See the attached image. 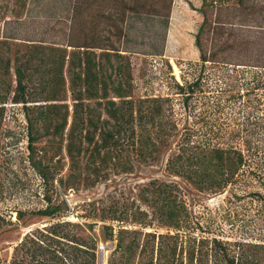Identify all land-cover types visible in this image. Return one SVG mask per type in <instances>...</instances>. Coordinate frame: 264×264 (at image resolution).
I'll return each mask as SVG.
<instances>
[{"label":"trees","instance_id":"16d2710c","mask_svg":"<svg viewBox=\"0 0 264 264\" xmlns=\"http://www.w3.org/2000/svg\"><path fill=\"white\" fill-rule=\"evenodd\" d=\"M173 2L10 0L0 11V134L6 104L20 105L45 201L37 210L17 211L19 221L34 214L41 222L0 264H97L99 222L104 239L115 241L107 264H264L263 237L238 236L239 224L225 213L196 214L173 181L145 185L144 206L95 199L78 215L84 222L72 220L67 201L55 198L56 180L91 187L111 170L133 172L137 161H156L169 145L165 170L217 193L237 183L244 150L260 147L220 120L238 108L243 116L236 122L264 126V0L202 2L195 35L201 71L175 84L187 107L204 101L203 127L181 129L169 96L134 97L129 54L139 51L125 46L130 23L151 17L168 27ZM208 65L226 69L231 81L209 89ZM12 223L0 214V231Z\"/></svg>","mask_w":264,"mask_h":264},{"label":"rangeland","instance_id":"374dc122","mask_svg":"<svg viewBox=\"0 0 264 264\" xmlns=\"http://www.w3.org/2000/svg\"><path fill=\"white\" fill-rule=\"evenodd\" d=\"M202 2L203 0H174L168 27L157 18L144 17L132 21L128 30L129 39L125 45L139 51L129 54L134 97H171L173 114L181 129L185 126L201 128L204 125V101H190L187 107L182 96L176 94L175 84L177 81L183 83L185 79L192 80L201 71L195 35L202 22V14L199 12ZM9 4L10 0H0V11L5 13ZM1 34L2 25L0 39L3 38ZM160 48L164 49L163 52L155 54ZM223 71L227 73L226 69L208 65L205 73L208 76L209 89L216 91L231 81L230 78H225L226 73ZM124 81H127L126 78ZM168 105L170 103L165 106ZM238 111V108L234 111L228 109L226 117L223 116L220 122L230 128L229 131L240 132L241 137H251L260 147L244 150L247 162L238 173L237 183L223 191H200L183 177L170 175L165 170L170 147L173 148L169 145L162 149L156 161H137L133 172L111 170L109 179L91 187H66L56 180L55 198L67 201L69 210L74 212L70 217L72 220L84 222L86 220L79 216L87 211V203L95 199L102 198L118 204L119 207L128 203L135 207L144 206L145 203L140 199V190L145 185L154 179L173 181L180 186L196 214L206 217L210 214L217 216L218 211L225 213L239 224L235 226L238 236L248 233V237L264 238V126L254 128L251 125L246 126L244 120L236 122V117L242 119L243 116V111ZM41 144L43 142L38 145ZM27 147L25 115L20 105L8 102L0 134V214L11 219L13 223L5 224L0 231V257L4 259L11 256L13 246L22 236L41 222V217L34 214L19 221L17 211H34L45 204L42 178L29 161ZM63 157L62 175L66 176L69 160L65 153ZM230 227V224L226 226L227 229ZM95 232L99 239L97 264H107L109 255L115 248V241L104 239L102 222L95 227Z\"/></svg>","mask_w":264,"mask_h":264}]
</instances>
